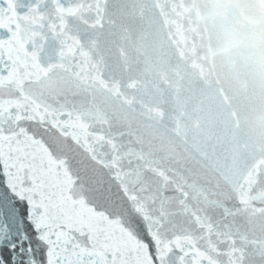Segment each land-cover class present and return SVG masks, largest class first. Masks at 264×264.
Here are the masks:
<instances>
[{"label":"water","instance_id":"obj_1","mask_svg":"<svg viewBox=\"0 0 264 264\" xmlns=\"http://www.w3.org/2000/svg\"><path fill=\"white\" fill-rule=\"evenodd\" d=\"M20 4L0 93L84 126L65 154L93 201L166 264H264V0Z\"/></svg>","mask_w":264,"mask_h":264},{"label":"snow or ice","instance_id":"obj_2","mask_svg":"<svg viewBox=\"0 0 264 264\" xmlns=\"http://www.w3.org/2000/svg\"><path fill=\"white\" fill-rule=\"evenodd\" d=\"M21 7L0 0V32L14 31ZM10 68L0 49V89L14 83L4 79ZM15 91L11 98L0 93V264H166L158 245L135 237L73 175L67 140L90 150L87 134L77 131L84 126L43 94L22 85Z\"/></svg>","mask_w":264,"mask_h":264}]
</instances>
